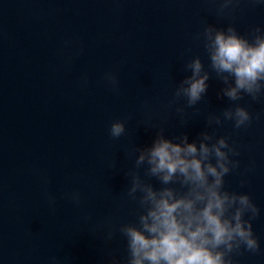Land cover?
I'll return each instance as SVG.
<instances>
[{"label": "water", "instance_id": "water-1", "mask_svg": "<svg viewBox=\"0 0 264 264\" xmlns=\"http://www.w3.org/2000/svg\"><path fill=\"white\" fill-rule=\"evenodd\" d=\"M222 2L0 0V264H126L120 227L139 226L143 211L141 193L128 192L132 174L164 187L147 164L136 166L138 151L158 132L199 142L205 131L237 153L223 188L247 193L259 209L251 219L259 249L241 246L232 262L264 264V89L256 99L223 96L228 84L203 37L208 24L231 25L251 40L264 29V4ZM195 56L209 79L189 106L175 91ZM236 105L251 117L239 128L223 117ZM117 119L125 131L114 138ZM167 186L187 187L179 179Z\"/></svg>", "mask_w": 264, "mask_h": 264}, {"label": "clouds", "instance_id": "clouds-1", "mask_svg": "<svg viewBox=\"0 0 264 264\" xmlns=\"http://www.w3.org/2000/svg\"><path fill=\"white\" fill-rule=\"evenodd\" d=\"M234 2L223 0L221 8ZM254 2L264 4V0ZM253 33L249 40L231 25L219 28L211 24L203 31L210 66L228 84L220 91L233 101L242 92L256 99L264 89V29L257 26ZM185 68L190 75L180 82L175 96L184 97L191 106L206 92L209 73L203 69L199 56L189 60ZM104 80L116 86L114 73H105ZM223 117L237 128L251 119L240 105L225 109ZM212 120L210 117L208 122ZM214 120L220 123L218 117ZM124 131L123 121H112V137L118 138ZM200 137L199 142H190L186 134L169 139L158 132L150 145L138 151L136 166L147 164L148 175L159 179L164 187L156 189L132 174L128 192L133 198L138 191L141 193L139 204L143 211L138 217L139 226L120 227L128 249L126 264H233L230 254L241 246L252 252L259 249L251 224L259 213L257 205L247 193L223 188L225 174L239 164L229 156L237 155L235 149L222 136L213 142L205 131ZM177 179L187 186L183 193L167 186ZM72 199L78 202V194ZM245 213L249 214L248 219L244 218Z\"/></svg>", "mask_w": 264, "mask_h": 264}]
</instances>
